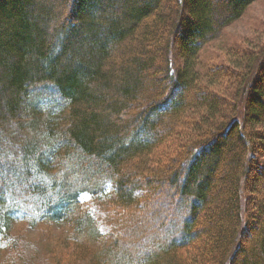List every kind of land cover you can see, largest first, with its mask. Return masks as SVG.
Instances as JSON below:
<instances>
[{
    "label": "trees",
    "instance_id": "obj_1",
    "mask_svg": "<svg viewBox=\"0 0 264 264\" xmlns=\"http://www.w3.org/2000/svg\"><path fill=\"white\" fill-rule=\"evenodd\" d=\"M253 1L0 0V264H264V44L202 55Z\"/></svg>",
    "mask_w": 264,
    "mask_h": 264
},
{
    "label": "rangeland",
    "instance_id": "obj_2",
    "mask_svg": "<svg viewBox=\"0 0 264 264\" xmlns=\"http://www.w3.org/2000/svg\"><path fill=\"white\" fill-rule=\"evenodd\" d=\"M236 40L239 42L242 40H247V42L249 41L252 43L253 41H260L261 45L262 43L264 44V0H254L251 2L242 16L224 28L217 39L202 50V55L203 57L210 55L211 57L209 59L215 61L218 60V58H222L220 51H224L226 46L229 47L230 45H239V50L246 47V45L242 44L241 46ZM6 126L7 125L5 124V127ZM11 128L15 129L13 126H11ZM180 133L181 132H178V134ZM173 140H176L175 136L174 138L172 137L167 139L158 147L157 150L164 151L165 148H167V153L171 155L172 147H174L176 144L173 142ZM177 140H181V137H179ZM254 145L255 149L257 148V156L254 158V164H252V168L254 167V170L250 172L247 184L248 186H253L255 184L257 185L258 192L252 195V199L253 204H258L257 201L254 203V200H259L261 198L260 195L264 192V174H260L261 170L258 166L260 163H263L264 165V144L260 140H255ZM166 187L167 186H165V188ZM161 205L164 208L168 207L166 203ZM11 233L15 235V237H20V247L23 252H26V255L22 256V261H25L24 264H53L60 258L64 259L66 256H68L70 252L69 250H72L71 244L67 239V226L64 225L49 224L26 228L22 222H19L13 224ZM243 235L244 236H242L240 241L242 248L246 246L248 241L246 233ZM237 257L238 254L235 255V258Z\"/></svg>",
    "mask_w": 264,
    "mask_h": 264
}]
</instances>
